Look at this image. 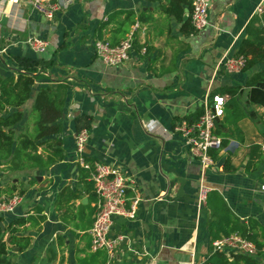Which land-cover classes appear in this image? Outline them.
Here are the masks:
<instances>
[{
	"label": "crops",
	"instance_id": "1",
	"mask_svg": "<svg viewBox=\"0 0 264 264\" xmlns=\"http://www.w3.org/2000/svg\"><path fill=\"white\" fill-rule=\"evenodd\" d=\"M169 7L170 0H75L47 21L24 0H0V49H5L0 73L21 69L17 59L25 57L38 62L40 85H66L63 159L48 169L16 171L11 182L0 174V197H8L1 191L6 187L25 189L15 210L4 215L3 226L32 214L34 206L45 216L38 227L26 224L17 233L30 242L24 250L8 251L14 264H206L212 236H226L220 229L229 218L255 221L254 232L263 237L264 86L245 84L264 62L233 74L218 63L225 54L237 55L241 44L254 48L243 43L252 40L246 26L254 17L264 35V0H211L209 25L201 30L190 23L191 6L182 5L181 19ZM135 22L140 28L130 58L116 66L104 63L95 53V40L118 44ZM29 36L46 39L45 50H31L24 42ZM229 86L239 90L224 104L213 131L223 145L209 150L212 163L203 169L175 127L196 121L204 102ZM238 114L245 115L235 122ZM81 128L89 133L84 156L133 177L136 191L128 196L140 198L133 219L112 217L109 236L123 237L113 259L105 250L91 249L92 203L80 181L75 147ZM201 184L209 190V205L198 209ZM64 187L79 195L70 202L67 223L62 219L65 206L55 204ZM218 219L211 229L210 221Z\"/></svg>",
	"mask_w": 264,
	"mask_h": 264
},
{
	"label": "trees",
	"instance_id": "2",
	"mask_svg": "<svg viewBox=\"0 0 264 264\" xmlns=\"http://www.w3.org/2000/svg\"><path fill=\"white\" fill-rule=\"evenodd\" d=\"M191 3L192 0H170V7L167 11L181 19L182 5L190 8ZM172 4H177L178 7H172ZM256 20L258 19L254 17L246 26V32L252 36V40H243V43L252 44L254 48L245 49L243 44H241L236 53L246 57L243 69L264 62L263 28L259 25H254ZM262 20L264 26V14ZM4 63V60L0 58V66H3ZM17 63L21 69H9L11 73L8 75L0 73V172L7 170L22 171L34 168L40 170L48 169L64 157L60 133L62 132L61 119L66 96V85L62 82H56L54 85H40L38 81L43 76L40 73V69L37 68V61L23 57L18 58ZM258 83L264 86V67L251 75L246 80L245 85L249 87ZM237 90H239V86H229L220 92L229 94L228 99H230L237 93ZM29 101L31 105L27 109L25 103ZM244 115L238 114L235 122ZM252 148L259 149L260 147L253 145ZM259 158H262L260 153ZM86 160L91 161L87 157ZM78 167L82 171L80 181L85 185L84 189L87 194L88 204L92 203L90 212L94 216L97 197L93 190V184L88 180L87 170L80 167V165ZM16 190L15 185L6 187L1 191L6 192L8 196L13 195L14 192L21 196L25 192L23 187L18 191ZM78 196L68 187H64L59 192L55 204L58 209L65 206L64 215L62 216L63 222L67 223V216L70 217L71 215L72 218V205H70V202L78 198ZM208 205L209 190L206 193L205 202V206ZM79 206L80 208L85 207L82 204ZM32 210V214H28L26 217L14 218L4 224L3 228L0 227V264H14L7 257L8 251L12 247H17L21 251L28 246L30 237L17 235L26 224L31 227H38L45 220L41 207L34 206ZM211 214L216 218L218 212L214 210ZM4 218V215H0V222ZM219 223L220 219L210 221V228L213 229ZM229 223H232V225L227 229L225 225ZM225 225L222 223L220 230L225 232L226 235L233 232L251 240L258 249L257 254L251 256L231 252L230 255L233 259L229 260L228 255L224 252H212L206 259V264H264V235L261 238L258 233L254 232L256 222L251 220L248 223H242L236 218L233 220L229 218L226 220ZM218 238L220 236L218 237V234L215 233L212 236V241Z\"/></svg>",
	"mask_w": 264,
	"mask_h": 264
},
{
	"label": "built area",
	"instance_id": "3",
	"mask_svg": "<svg viewBox=\"0 0 264 264\" xmlns=\"http://www.w3.org/2000/svg\"><path fill=\"white\" fill-rule=\"evenodd\" d=\"M36 13L47 21H53L56 15L68 8L75 0H24ZM211 0H192L189 13L190 23L195 30H201L209 25L208 8ZM261 11L260 6L256 8ZM140 28L135 22L126 36L118 43L111 44L104 39L95 40L93 46L96 55L107 65L116 66L130 58L136 31ZM264 36V35H263ZM28 47L36 53H41L47 46V40L37 36H29L24 41ZM5 49H0V55ZM145 45L141 52L145 53ZM1 58V57H0ZM246 57L239 55H223L218 65L229 74L238 73L243 70ZM229 94H214L210 100L204 102L202 113L199 118L191 124L181 123L175 127L186 138L191 153L199 159L203 169L212 163L209 154L210 149H219L222 139L213 131L215 122L224 113V104ZM89 133L86 128H81L75 135V147L78 152V164L89 172V178L93 184L96 194L95 213L92 226L89 230L91 235V249L105 250L109 259H113L116 249L119 247L123 237L117 235L110 237L109 232L113 223V216H120L128 219L135 217L136 209L140 198L128 192L135 193L136 183L133 177L128 176L120 168L108 163L86 160L83 154ZM264 151V146L261 147ZM264 190V185L261 186ZM208 188L201 184L198 188L196 206L198 209L205 206L206 193ZM22 201L19 194L0 197V215L12 213ZM213 252H224L231 258L230 253H243L254 256L257 254V247L254 242L242 237L238 233H232L214 240L212 243ZM106 264H111L107 262Z\"/></svg>",
	"mask_w": 264,
	"mask_h": 264
},
{
	"label": "rangeland",
	"instance_id": "4",
	"mask_svg": "<svg viewBox=\"0 0 264 264\" xmlns=\"http://www.w3.org/2000/svg\"><path fill=\"white\" fill-rule=\"evenodd\" d=\"M30 105H31V102H30V101L27 102V103H25V107H26L27 109H29ZM0 174H1V177H2V178L8 179L9 182H11V179H12V178H14V177H18V175H19L18 172H16V171H11V170L2 171V172H0ZM19 178H20V177H19ZM5 218H6V217H5ZM3 221L5 222V219H3ZM3 221H2V223H3Z\"/></svg>",
	"mask_w": 264,
	"mask_h": 264
},
{
	"label": "water",
	"instance_id": "5",
	"mask_svg": "<svg viewBox=\"0 0 264 264\" xmlns=\"http://www.w3.org/2000/svg\"><path fill=\"white\" fill-rule=\"evenodd\" d=\"M35 175H38V171L37 170H35ZM180 190H181V188H180ZM180 192L181 191H179V195H177V197L180 196ZM0 227L3 228L2 222H0ZM15 250H17V249L15 248Z\"/></svg>",
	"mask_w": 264,
	"mask_h": 264
}]
</instances>
